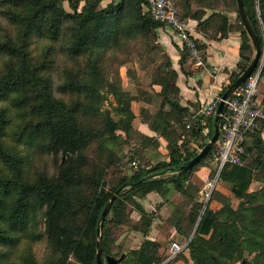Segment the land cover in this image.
<instances>
[{
  "label": "trees",
  "instance_id": "16d2710c",
  "mask_svg": "<svg viewBox=\"0 0 264 264\" xmlns=\"http://www.w3.org/2000/svg\"><path fill=\"white\" fill-rule=\"evenodd\" d=\"M105 1L0 0V16L6 23L0 24V264H96L101 214L119 189L123 190L104 222L102 264L107 256L119 259L122 255L126 256L120 264H175L184 259L185 251L191 264H264V188L250 191L254 181L264 182V121L247 134L245 165L224 168L204 207L194 197L200 188L191 182L192 174L195 168L209 167V180L215 176L211 165L218 146L194 168L179 169L209 143L197 149L193 145L203 139L208 127L212 139L214 118L193 122L198 111L190 113L180 105L178 73L158 43L157 32L166 25L143 12L145 0H112L100 8ZM172 1L180 17L196 21L197 30L207 39H224L236 31L228 15L216 11L218 0ZM194 2H205L206 9L194 11ZM243 2L263 48L264 0ZM206 10L211 11L207 18ZM237 13L242 38L238 72L221 97L252 62L254 48ZM196 42L202 51L206 49ZM133 50L140 62L147 60L142 71L149 81L143 87L136 73L128 71L136 82L135 95L124 89L119 73L133 59ZM62 58L67 62L61 72L57 67ZM189 60L183 47L179 65L184 73ZM110 61L112 83L104 76ZM56 74L61 81L57 90ZM103 83L114 100L112 116L100 108ZM159 98L162 102L152 112L147 105L155 106ZM134 102L144 104L139 115L133 110ZM138 120L166 140L168 161L125 173L120 151L107 149L105 142L122 148L137 137L136 154L130 157L136 164V158L146 164L141 151L145 143L159 147L156 138L137 131ZM33 149L61 155L56 174L30 170ZM220 185H227L228 195L218 190ZM172 190L183 201L174 206L166 223L189 240L186 249L172 258L160 253V243L146 239L137 250L117 252L118 240L127 229L147 237L157 219V209L147 212L142 201L152 193L167 201ZM231 199L239 201L236 209ZM187 209L190 212L185 216ZM134 212L140 218L130 228ZM42 242L47 244V254L41 262L35 246Z\"/></svg>",
  "mask_w": 264,
  "mask_h": 264
},
{
  "label": "crops",
  "instance_id": "0c3cea01",
  "mask_svg": "<svg viewBox=\"0 0 264 264\" xmlns=\"http://www.w3.org/2000/svg\"><path fill=\"white\" fill-rule=\"evenodd\" d=\"M166 27L159 29L158 32L160 36V42L166 53L170 56L174 70L178 73L177 86L180 89V105L184 108H187L190 113H194L196 111L199 112L201 109L208 106L213 99L221 97L223 89H225V87L230 84L231 76L238 72L237 66L240 60L241 36L237 33H232L224 39L210 40L205 38L202 33L197 30L196 21L188 20V29L190 30V34L195 40L205 45L206 49L203 51V54L205 55L204 64L202 66H197L196 62L189 60L185 66L184 73L181 71L179 65L180 50L183 48L181 38L169 27ZM135 91L136 90H134V92ZM129 92L134 93L132 91ZM161 102L162 99L159 98L156 103V105H158L157 108H159ZM135 103L144 105L142 102H134V104ZM147 107H150V110L152 111L153 106L147 105ZM169 110L170 108L167 106L165 111L168 112ZM136 115L138 114L136 113ZM137 123L135 126L138 132L147 137L156 138V140L159 142V147L156 151L153 149V147L149 146V143H145V146L141 148L142 156L146 161V164H155L153 159H156V153L158 152H161V156H164L163 158L168 161L166 140L162 137H159L155 132L151 131L146 124L140 121ZM209 130L210 129L208 127L202 132L203 139L201 141L198 140L193 143L195 149L208 142ZM201 151L202 149L198 151V154ZM164 159L161 161H165ZM149 167L151 166H148V168ZM212 167L215 168V165L213 164ZM210 173L211 168L209 167L195 168L193 170L194 177H192L191 182L198 185L196 182L199 181L204 189L206 184L210 181ZM218 190L222 191L225 195H228L230 192L224 185H220ZM156 195L158 194L152 193L142 201L145 210L149 213L155 211L152 201L155 199ZM168 200L175 206L183 201V197L181 194L177 193L174 195V197L168 198ZM233 208L236 209L237 207L233 206ZM189 212L190 209H187L185 211V216H187ZM135 216L140 218L139 214L136 212L133 213L132 218H135ZM156 220L157 219H155L147 237L143 236V234L139 232L130 233V237L126 240V243L131 247V250L139 249L142 243L148 239L160 243L161 247L159 248V251L161 254H170V247L166 244L167 227L165 226L163 228L162 226L157 225ZM170 232L173 235L181 237L173 228H170ZM127 252L128 251H125V253ZM183 255L184 259L179 260L175 264H186L185 258L189 260V253L185 251ZM189 264H191L190 260Z\"/></svg>",
  "mask_w": 264,
  "mask_h": 264
},
{
  "label": "built area",
  "instance_id": "2783aa9c",
  "mask_svg": "<svg viewBox=\"0 0 264 264\" xmlns=\"http://www.w3.org/2000/svg\"><path fill=\"white\" fill-rule=\"evenodd\" d=\"M143 12L149 13L155 21L165 24L176 33L181 38L183 47H185L190 58L196 62L197 66L204 64L205 55L190 34L188 21L180 17L174 1L145 0ZM263 67L264 62L261 60L251 77L225 102L224 113L219 124V149L213 162L216 173L201 193L206 200L210 199L226 166L242 167L245 165L247 134L258 129L259 124L264 121L263 100L260 98ZM221 100L222 97L213 99L208 106L201 109L191 120L195 122L200 117L215 118ZM188 128H190V125ZM133 165L135 166L136 163H133ZM188 243L189 241L182 245L178 242H173L170 247L171 257L173 258L183 252Z\"/></svg>",
  "mask_w": 264,
  "mask_h": 264
},
{
  "label": "rangeland",
  "instance_id": "374dc122",
  "mask_svg": "<svg viewBox=\"0 0 264 264\" xmlns=\"http://www.w3.org/2000/svg\"><path fill=\"white\" fill-rule=\"evenodd\" d=\"M210 1L211 0H209V2ZM110 2H112V0H108V1L103 2L100 5V8H105ZM204 5H205V2H203L202 4H198V3L194 2L192 4V9L194 11H200L201 12L203 9H206L204 7ZM83 6H84V3L81 4V7H83ZM64 7L68 11H70L67 3L64 4ZM215 7H216V11H221V12H223V13L228 15V17L230 19V24L232 25L233 29L236 30V31H233V32L229 33V35L232 34V33H237V34H239L241 36V34L239 32V30H240V21H239V17H238V13H237V10H238L237 3H235L233 0H218V3L216 4ZM205 13H207V15L205 16V18H207L210 15L211 11L206 10ZM0 24H2V25L6 24L1 16H0ZM157 33H158V43L160 45H162L161 42H160L159 32H157ZM241 40H242V38H241ZM262 49H263L262 61L264 62V47ZM202 53H203V51H202ZM123 55H124V53L120 54L119 56H123ZM254 56H255V51L253 50L251 52L252 60H253ZM108 57H109V59H112V53H109ZM130 57L133 58L131 60V62L121 66L119 68V73H120V75L122 76V79H123L124 89L134 92V90H136V82L133 81L128 76V71H133L134 73H136L138 81H140V83L143 85V87L146 86V83L149 82L148 78H147L148 76H147L146 72L142 71V67L147 64V60L144 59L143 61L140 62V57L137 55V51L136 50L131 51V56ZM66 62L67 61H66L65 58L60 59V61L58 62L57 69L62 72L63 69L65 68V63ZM105 68L107 69V72H106V74L104 76L108 80L109 83H112V62L111 61L108 62L106 64ZM60 84H61V81L59 80L58 75L56 74L55 78H54L55 90H57V88H58V86ZM100 92L103 94V98H104V101L100 105V108L104 112H107V111L110 112L111 116H112V109H113L112 105L114 104V100L112 98V95L108 93V87L106 86V84L103 83L100 86ZM135 94H136V91L134 92V95ZM260 98L262 100L264 99V84L260 86ZM157 107H158V105L153 106L152 107V112H155ZM133 108H134L135 113H137L139 115L141 105L135 103V104H133ZM132 140L133 141L130 143V145H125L122 148L115 147V145L112 144V142H110V141L105 142V145H106L107 149H110V150L114 149V151H120L119 154H118V157L122 161V171L125 172V173H129L131 168L133 169V168H136V167H139V166H147V164L142 163L139 160V158H136L137 164L135 166L133 165L132 161H130V157L135 156L136 147H137V145L139 143V139L137 137H133ZM208 142H209V138H208ZM215 145H216V148H217V146L219 147L218 142ZM153 149H154V147H153ZM156 150H158V149H155V151ZM30 153H31V156H30V159H29V168H30L31 171L45 170V171H48L49 174H51V175L57 173V167L61 163V155H55L54 153H50V152H44L43 153V152L37 151L35 149H33L32 152H30ZM160 153L159 152L156 153V159H153L155 164L161 162V160L164 159L163 158L164 156H161ZM92 155H93V150L91 151V156ZM208 161L210 163H212L211 159H208ZM155 164H150V165L153 166ZM211 166H213V165H211ZM165 177H170V175H166ZM192 177H194V175ZM107 183H109V178L107 179ZM196 183L198 184L196 186L200 188V193L198 195H195L194 197L197 198V200H199L201 203H203L204 207H205L208 204L210 199L206 200L204 195L201 194V192L203 191L202 184L199 181L196 182ZM224 186H227V185H224ZM262 188H264V182L254 181L252 186H251L250 191L251 192L260 191ZM175 194H177V192L172 190L171 193H169L168 198L174 197ZM231 202H232V206L238 207V204H239L238 200L231 199ZM261 202L262 201H260L259 203H261ZM152 203H153V208H155V210L157 209V211H158L157 212V220H156L157 225H160L163 228L165 226L167 227L166 244L170 247L173 242H178L179 244H182V245L184 243L188 242L189 240L187 241V238H181V237H179L177 235H173L170 232V228H169L168 224L166 223L167 219L174 212L172 210V209H174V205L169 200L166 201L160 195H156L155 199L152 201ZM131 209H132V207H131ZM138 219H139V217L135 216V218H133V220H132V225L129 226V227L131 228L133 225L137 224ZM41 230H44L43 227H41ZM131 232L132 231L127 229L126 234H124L123 236H121L119 238L117 245H119L121 247L118 248L117 245H116L117 248L115 250L117 252L118 251L125 252V251H130L131 250V247L128 246V244L126 243V240L130 237V233ZM193 233H194V231H193ZM193 233H192V235H193ZM135 238H138V237H135ZM35 251H36L37 258L41 262L44 261L45 256L47 254V244H46V242H42L40 244H37L35 246ZM16 258H17V256H14V259H16Z\"/></svg>",
  "mask_w": 264,
  "mask_h": 264
},
{
  "label": "water",
  "instance_id": "95a60500",
  "mask_svg": "<svg viewBox=\"0 0 264 264\" xmlns=\"http://www.w3.org/2000/svg\"><path fill=\"white\" fill-rule=\"evenodd\" d=\"M236 3H237L241 23L244 26V29L249 36V39H250L251 44H252L254 51H255V56H254L251 64L249 65V67L246 69V71L233 84L230 85V87L227 89V91L222 96V100L218 106V109L216 111L215 118H214V135H213L212 139L209 141V143L206 145V147H204L202 149V151L194 159H192L185 166L181 167L179 169V171H184V170H189V169L194 168L202 159H204L209 154V152L211 151L213 146L219 141V138H220L219 124H220L222 115L224 113L225 102L251 77V75L258 68V66L262 60L263 49H262L260 41H259L255 31L253 30L251 23L247 17L245 7H244V2H243V0H236ZM122 190L123 189H119L113 195V197L107 203L106 207L104 208V210L101 214V218H100L99 226H98V231H97L96 264H102V262H103V258H102V253H103L102 246H103V244H102V241H103V228H104L105 219H106L107 215L109 214V211H110L113 203L115 202L119 193ZM84 241H85V244L88 245V242L86 241V239H84ZM125 256L126 255H122L119 259H116L112 256H107L106 257V264H120L125 259Z\"/></svg>",
  "mask_w": 264,
  "mask_h": 264
}]
</instances>
